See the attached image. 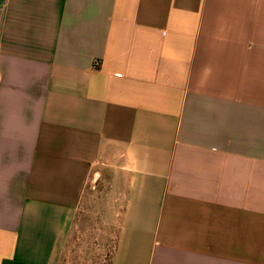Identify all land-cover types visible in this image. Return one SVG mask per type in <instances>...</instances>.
Instances as JSON below:
<instances>
[{
    "label": "crops",
    "instance_id": "0c3cea01",
    "mask_svg": "<svg viewBox=\"0 0 264 264\" xmlns=\"http://www.w3.org/2000/svg\"><path fill=\"white\" fill-rule=\"evenodd\" d=\"M91 189L109 264H264V0H0V264Z\"/></svg>",
    "mask_w": 264,
    "mask_h": 264
},
{
    "label": "rangeland",
    "instance_id": "374dc122",
    "mask_svg": "<svg viewBox=\"0 0 264 264\" xmlns=\"http://www.w3.org/2000/svg\"><path fill=\"white\" fill-rule=\"evenodd\" d=\"M87 195L89 201L83 203L59 264H109L113 229L103 219L100 194L91 189Z\"/></svg>",
    "mask_w": 264,
    "mask_h": 264
}]
</instances>
